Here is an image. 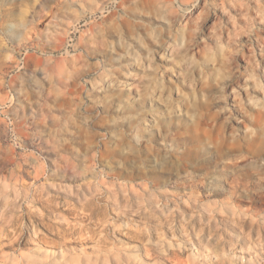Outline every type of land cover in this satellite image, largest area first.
Returning a JSON list of instances; mask_svg holds the SVG:
<instances>
[{
	"label": "clouds",
	"instance_id": "9594fccd",
	"mask_svg": "<svg viewBox=\"0 0 264 264\" xmlns=\"http://www.w3.org/2000/svg\"><path fill=\"white\" fill-rule=\"evenodd\" d=\"M264 0H0V264H264Z\"/></svg>",
	"mask_w": 264,
	"mask_h": 264
},
{
	"label": "rangeland",
	"instance_id": "374dc122",
	"mask_svg": "<svg viewBox=\"0 0 264 264\" xmlns=\"http://www.w3.org/2000/svg\"><path fill=\"white\" fill-rule=\"evenodd\" d=\"M262 66H264V65H262Z\"/></svg>",
	"mask_w": 264,
	"mask_h": 264
}]
</instances>
